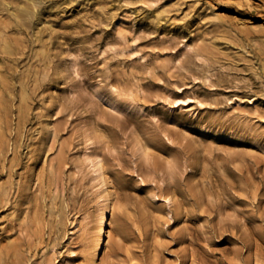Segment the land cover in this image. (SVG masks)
Segmentation results:
<instances>
[{"label":"rangeland","instance_id":"1","mask_svg":"<svg viewBox=\"0 0 264 264\" xmlns=\"http://www.w3.org/2000/svg\"><path fill=\"white\" fill-rule=\"evenodd\" d=\"M87 154L99 264H264V0H0V264H93Z\"/></svg>","mask_w":264,"mask_h":264},{"label":"bare ground","instance_id":"2","mask_svg":"<svg viewBox=\"0 0 264 264\" xmlns=\"http://www.w3.org/2000/svg\"><path fill=\"white\" fill-rule=\"evenodd\" d=\"M23 15L18 16L19 22H25L32 17V12L23 10ZM85 161L90 167L94 181L95 199L97 201V226L90 236L87 245V253L93 264H99L106 253V245L110 238V218L115 208V198L112 190L109 189L103 158L98 155L87 154ZM112 219V218H111ZM82 228V227H81ZM77 230V229H76ZM82 231V229H81ZM79 232V231H78ZM81 233V232H80Z\"/></svg>","mask_w":264,"mask_h":264}]
</instances>
